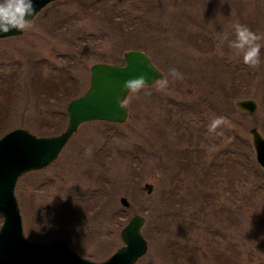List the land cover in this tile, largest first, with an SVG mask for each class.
Here are the masks:
<instances>
[{
	"label": "rangeland",
	"instance_id": "rangeland-1",
	"mask_svg": "<svg viewBox=\"0 0 264 264\" xmlns=\"http://www.w3.org/2000/svg\"><path fill=\"white\" fill-rule=\"evenodd\" d=\"M91 4L95 13L83 11ZM112 9L116 17L104 16ZM236 23L261 37L256 68L222 39ZM30 24L0 39V136L17 127L62 132L60 115L87 89L91 65L122 61L130 49L146 52L170 83L132 96L124 123L80 124L50 165L19 177L25 236L62 241L98 262L123 245L121 229L140 214L148 248L135 264H264V174L249 134L257 127L264 137V0H55ZM172 68L183 79L173 81ZM235 87L242 94L227 98ZM243 98L257 102L254 114L235 108ZM218 116L227 123L210 133ZM53 126L58 132L46 133ZM230 131L244 144L242 160ZM167 191L176 193L172 209Z\"/></svg>",
	"mask_w": 264,
	"mask_h": 264
},
{
	"label": "water",
	"instance_id": "water-1",
	"mask_svg": "<svg viewBox=\"0 0 264 264\" xmlns=\"http://www.w3.org/2000/svg\"><path fill=\"white\" fill-rule=\"evenodd\" d=\"M55 0H33L35 11L27 19L32 20L47 4ZM12 29L1 38L21 34ZM143 75L152 85L164 74L155 66L146 52L130 49L123 53V63L96 62L90 67L89 85L66 107L67 124L62 132L51 136H38L24 128H14L0 137V264H135L148 248L141 228L145 217L134 214L121 229L123 245L103 261L81 257L62 241L39 243L29 240L23 231L18 201L14 194L18 178L32 170L50 165L59 155L80 124L88 121L109 123L126 122L128 109L118 107L117 100L127 98L123 84L127 79ZM234 106L250 115L257 111L253 98L234 101ZM255 159L264 171V137L257 127L249 129ZM152 183H144L147 194L153 191ZM120 204L130 207L129 200L121 196Z\"/></svg>",
	"mask_w": 264,
	"mask_h": 264
},
{
	"label": "clouds",
	"instance_id": "clouds-1",
	"mask_svg": "<svg viewBox=\"0 0 264 264\" xmlns=\"http://www.w3.org/2000/svg\"><path fill=\"white\" fill-rule=\"evenodd\" d=\"M35 11L33 0H0V32L7 33L12 29L26 30L31 24L27 17L33 15ZM234 32L230 34L225 32L222 39L228 42L230 49L234 50L235 54L242 57L243 63L251 68H256L260 65V50L261 37L249 29L246 25L236 23L233 25ZM169 76L173 81L183 79V74L177 69L172 68L169 71ZM169 79L162 78L156 80L157 91L165 92L169 86ZM148 84L143 75L127 79L123 84V90L127 91L128 98L117 100L119 108L126 109L130 99L134 95H138L142 90L147 88ZM227 120L223 116H218L212 119L208 126L210 133H217V129L224 126ZM219 134V133H217ZM87 155L92 154V147L89 146L86 150Z\"/></svg>",
	"mask_w": 264,
	"mask_h": 264
},
{
	"label": "trees",
	"instance_id": "trees-1",
	"mask_svg": "<svg viewBox=\"0 0 264 264\" xmlns=\"http://www.w3.org/2000/svg\"><path fill=\"white\" fill-rule=\"evenodd\" d=\"M109 1H110V0H107V3H108ZM103 2L105 3V1H102V3H103ZM115 7H116V6H115ZM113 10H114V9H112L111 13H106V14H104V16L111 15L112 12H113ZM83 11H89L88 13H95L96 9H95L94 6L91 4V5H89V6H86V7L84 8ZM110 17L113 19L114 17H116V15H111ZM112 62L115 63V64H117V63H122V61L119 60V59H116V60L113 59ZM261 62H262V61H261ZM261 64H262V63H261ZM71 80H73V79H70V80L67 81V82H69L68 85L71 83ZM232 86L234 87V86H235V83H233ZM66 87H67V86H66ZM67 93H68V91H67ZM240 94H242L241 91H240L238 88L235 87V88H233L230 92H227V93H226V96H227V98L231 99V98H235V97H237L238 95L240 96ZM180 109H181V108H180ZM186 111H187V110L185 109L184 112H186ZM60 116H61L63 119L66 118V114H65V112H64V113H61ZM58 130H59V129L56 128L55 126H53V127H48V128L45 129L46 133H49V134H55V133L58 132ZM228 136H229V144H228V145H230V147H231L232 150H233V151H231V153H235L236 157H239V158L242 160V156H244V154H245L244 144H242V141H241L237 136H235V135L232 133V131H230V132L228 133ZM240 166H241L242 171H244V172L247 171V169H243V164H240ZM258 172H261L262 174H264V172H262L260 169H259ZM73 196H74L73 198H76V199H77V197H78L76 193H75ZM175 196H176V193H175L174 191H167V193H166V195H165V199L167 200V202H166L165 205H166V208H167V209H172V208L170 207L169 202H171ZM83 213H84V212L82 211V215L85 214V213H84V214H83ZM171 245H172V242H171L170 244H168L167 246L164 247V251H165V253L170 252V250H171V249H170Z\"/></svg>",
	"mask_w": 264,
	"mask_h": 264
}]
</instances>
